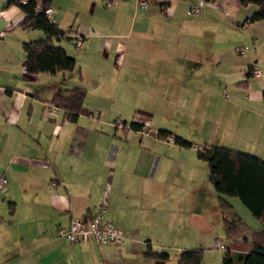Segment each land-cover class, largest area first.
<instances>
[{
	"label": "crops",
	"instance_id": "0c3cea01",
	"mask_svg": "<svg viewBox=\"0 0 264 264\" xmlns=\"http://www.w3.org/2000/svg\"><path fill=\"white\" fill-rule=\"evenodd\" d=\"M4 1L0 264H176L179 252L198 248L186 237L207 229L203 218L218 212L221 219L195 150L223 141L264 159V18L247 21L256 6L238 0L203 1L195 15L185 9L196 0H33L65 30L54 42L75 67L28 73L21 42L40 31L20 28L24 12ZM238 46L246 51L235 53ZM252 67L260 77L250 76ZM72 86L84 89L88 114L69 122L49 100ZM117 118L129 128H114ZM141 126L153 139L140 136ZM159 131L173 142L165 144ZM99 208L120 231L118 246L56 235V227ZM256 227L223 245L250 251L249 234L262 229ZM211 239L215 249H202L198 264H220L222 234ZM147 247L167 258L143 255Z\"/></svg>",
	"mask_w": 264,
	"mask_h": 264
},
{
	"label": "trees",
	"instance_id": "16d2710c",
	"mask_svg": "<svg viewBox=\"0 0 264 264\" xmlns=\"http://www.w3.org/2000/svg\"><path fill=\"white\" fill-rule=\"evenodd\" d=\"M155 2L156 0H148ZM212 1V0H204ZM240 5L252 3L255 10L247 17V21L264 18V0H238ZM16 4L24 12L18 23L20 28H35L43 33L42 38L21 42L24 54V69L28 73H54L64 71L71 73L74 69L73 57L54 42V39L63 37L65 30L59 29L43 12L35 11V2L27 0L20 4L18 0H5L3 7ZM166 3H158L162 8ZM241 86L242 81L235 82ZM85 91L78 86L64 88L55 93L49 102L62 110L65 120L73 122L79 113L88 114L82 106ZM132 128L134 126L131 124ZM157 135L164 137L165 132L159 131ZM177 143L188 146L189 142L177 138ZM198 160L205 163L207 179L216 193L217 208L221 214L222 227V253L220 264H264V159L230 147L203 143L195 150ZM226 197H236L246 208L250 215L257 219L262 229L249 234L251 249L248 252L230 250L223 245L233 238H238L250 229L241 217L235 212ZM90 215H82L89 217ZM143 255L152 258L166 259L167 254L150 250L143 251ZM202 257V248H189L176 256V264H198Z\"/></svg>",
	"mask_w": 264,
	"mask_h": 264
},
{
	"label": "built area",
	"instance_id": "2783aa9c",
	"mask_svg": "<svg viewBox=\"0 0 264 264\" xmlns=\"http://www.w3.org/2000/svg\"><path fill=\"white\" fill-rule=\"evenodd\" d=\"M147 0H139V3L143 6ZM204 0H196L193 4L189 5L185 9V13L188 15H195L198 13L199 6L203 4ZM20 4H24L27 0H18ZM108 0H104V3L107 4ZM35 11L43 12L46 15L44 9L40 6L35 5ZM81 39L80 37H75L74 46H80ZM235 53L240 54L246 51L245 46H238L234 48ZM248 73L250 76L258 78L261 75V69L258 67H252ZM111 125L117 129H127L129 125L125 124L121 119H114L111 122ZM140 136L147 141L153 139V135L145 126L139 128ZM162 141L165 144L173 142L172 136H165ZM5 184V178L0 176V188ZM103 209L99 208L96 213L92 214L89 217L78 216L73 217L69 220L68 224L65 226H58L55 229L57 236L62 237L67 242L75 241H85L87 239H92L98 247L113 245L118 246L121 242L122 235L120 231L111 225V223L102 218Z\"/></svg>",
	"mask_w": 264,
	"mask_h": 264
},
{
	"label": "rangeland",
	"instance_id": "374dc122",
	"mask_svg": "<svg viewBox=\"0 0 264 264\" xmlns=\"http://www.w3.org/2000/svg\"><path fill=\"white\" fill-rule=\"evenodd\" d=\"M39 33L41 34L40 37H36L37 36L36 35L35 36L36 38H34V39H38V38H42L43 37L42 32L40 31ZM66 46H67V48H66L67 50L72 49V45L70 43H67ZM54 82H55V80H54ZM53 85L55 86V84H53ZM259 85H261L263 87V89H264V80L261 81L259 83ZM212 144H217V145H222V146H224V145L225 146H228L223 141H215V143H212ZM235 146L237 148H241L242 150L244 149V148L240 147L238 143H236ZM231 205H232L233 209L236 211V213L247 224H249V226H257L256 228H262L261 223L257 219L253 218L250 215V213L246 210V208H244V206H242V204L239 202V200L236 197H233V203ZM203 224H204V226H207V229H205V230L198 229V231H192L190 233V235L192 237L190 239H187V237H186V241H187L186 244H190V246L191 245H194L193 247H198V248H202V249H215V248H213V246H211L212 245V243H211V240H212L211 237L212 236H216V237L221 238V234L222 233H221V219H220V215L218 214V212H216V214H214L213 216H208L206 219L203 218ZM253 228H255V227H253ZM196 234H197V236L195 238V235ZM179 241H180V239H179ZM217 249H219V248H217ZM219 251H220V253L222 252V250H219Z\"/></svg>",
	"mask_w": 264,
	"mask_h": 264
}]
</instances>
